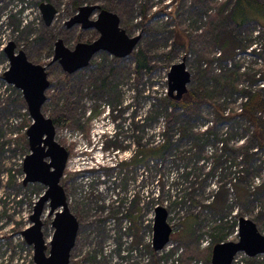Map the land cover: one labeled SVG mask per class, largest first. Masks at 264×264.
Instances as JSON below:
<instances>
[{
	"label": "rangeland",
	"instance_id": "obj_1",
	"mask_svg": "<svg viewBox=\"0 0 264 264\" xmlns=\"http://www.w3.org/2000/svg\"><path fill=\"white\" fill-rule=\"evenodd\" d=\"M43 1L58 9L49 26L40 9ZM77 1L117 13L121 27L141 39L131 55L116 58L100 51L65 78L60 64L52 62L56 40L63 38L73 49L96 39L98 30L67 27L75 14L73 0H0V264H35L23 231L47 188L23 184L32 119L21 90L3 77L10 67L4 52L9 41L51 71L43 112L69 114L72 120L56 127V140L70 152L61 184L80 224L70 264H145L146 259L159 264L163 256L152 246L158 205L167 209L173 227L164 255L181 249L179 264H211L216 240H239L241 217L255 221L264 234V147L246 119L219 121L214 106L238 114L246 90L263 92L264 27L253 22L238 28L229 18L236 0ZM179 33L186 45L173 50ZM140 50L149 69L137 73ZM182 60L192 74L188 87L206 94L205 102L185 116L163 104L170 68ZM104 79L108 89L102 87ZM259 115L264 121V111ZM168 123L175 145L165 161L120 166L130 162L139 142L162 143ZM207 125L213 127L208 141L200 137ZM185 128L192 137L181 139ZM48 210L46 204L42 221L49 245L54 227ZM249 258L240 252L233 264H247ZM256 258L264 264V254Z\"/></svg>",
	"mask_w": 264,
	"mask_h": 264
},
{
	"label": "water",
	"instance_id": "obj_2",
	"mask_svg": "<svg viewBox=\"0 0 264 264\" xmlns=\"http://www.w3.org/2000/svg\"><path fill=\"white\" fill-rule=\"evenodd\" d=\"M44 22L51 25L58 13L57 7L47 1L40 4ZM96 18H92L94 14ZM120 16L99 4H85L66 22L67 27L80 25L83 29L95 28L99 36L91 42H78L69 48L63 38L55 42L52 62H58L64 72L72 74L89 65L100 51H107L116 58L131 55L141 34L130 36L121 27ZM4 52L10 67L3 73L5 81L21 90L26 103L31 125L26 134L30 153L23 160L25 174L23 184L39 182L47 188L39 196L31 215V226L23 231L26 242L33 246L35 264H70L71 253L79 231V220L71 211L61 179L70 156L69 150L56 140V124L43 112L47 91L51 86L47 67L34 63L23 49L17 50L14 41H9ZM168 96L181 100L189 90L192 74L184 60L174 63L168 74ZM49 204L48 214L52 219L54 233L50 244L46 243L42 215ZM239 240L222 241L212 249L211 264H232L240 252L249 257L264 254V234L255 221L241 217L238 224ZM173 227L168 222V211L156 206L153 225V248L162 250L170 241Z\"/></svg>",
	"mask_w": 264,
	"mask_h": 264
},
{
	"label": "trees",
	"instance_id": "obj_3",
	"mask_svg": "<svg viewBox=\"0 0 264 264\" xmlns=\"http://www.w3.org/2000/svg\"><path fill=\"white\" fill-rule=\"evenodd\" d=\"M48 2V1H47ZM74 12L76 13L81 6L77 0H73ZM229 18L234 21L235 25L238 28H242L249 23L256 22L264 27V1L261 0H236L235 5L229 13ZM184 37H182V33H179L178 39L173 43V50L181 49L186 44L184 42ZM136 57V72L141 73L144 70L149 69V64L146 59V55L143 51H138L135 54ZM48 74H51V71H48ZM65 78H69L70 75L63 73ZM102 87L107 88V81L104 79L102 81ZM244 101L242 102L241 110L238 114L235 113H225L222 109L221 105L214 104L217 110V117L219 121L230 120L237 116L246 119L249 124L253 127V137L257 141L258 146L264 147V121L262 120L261 115L259 113L264 111V88L263 92L261 91H253L246 90L243 94ZM206 100V94L200 93L198 90L190 87L188 92L184 94L181 100H174L169 96H166L163 99V104L166 108H171L172 114H182L185 116L186 113H189L190 110H195L197 106L201 103H204ZM21 101L23 103V107H25V101L21 95ZM70 102V99H67V103ZM66 106V105H65ZM110 108V107H109ZM112 111L111 117L116 119L114 116V109H110ZM94 115V114H93ZM182 115V116H183ZM54 123L58 127H64L70 124L71 117L69 114L65 113H53L52 116ZM169 126V127H168ZM166 129L164 128L163 142L158 143L153 146H146L139 142L138 148L135 150L133 157L130 162L123 161L120 163V166L137 164L138 162L145 164L150 161V159H158L165 161L170 153L171 148L175 145L174 136L171 134L170 123H168ZM213 130L212 126L207 125L204 133L201 134L200 137L204 136L205 140H210L212 136L211 131ZM181 139L191 138V130L183 129L181 130ZM200 137L195 138L196 141L200 142ZM206 145V143L203 142ZM105 144H103L104 146ZM108 146V145H107ZM106 146V148H107ZM105 147V146H104ZM220 241H224L223 239L216 240L215 243ZM155 252V251H154ZM247 264H258L256 257H250Z\"/></svg>",
	"mask_w": 264,
	"mask_h": 264
},
{
	"label": "built area",
	"instance_id": "obj_4",
	"mask_svg": "<svg viewBox=\"0 0 264 264\" xmlns=\"http://www.w3.org/2000/svg\"><path fill=\"white\" fill-rule=\"evenodd\" d=\"M169 246H171L170 244H168L163 250L160 251V253L162 254V258L159 261V264H179L180 261V255H181V249L175 253L172 254H167L166 256L164 255V250L169 251ZM149 262V259H146V263ZM191 264H199L196 261H193Z\"/></svg>",
	"mask_w": 264,
	"mask_h": 264
}]
</instances>
